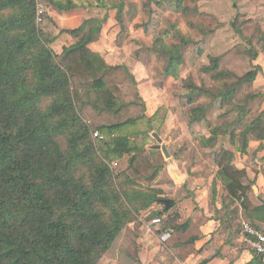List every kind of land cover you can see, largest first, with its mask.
I'll return each instance as SVG.
<instances>
[{
	"label": "trees",
	"instance_id": "obj_1",
	"mask_svg": "<svg viewBox=\"0 0 264 264\" xmlns=\"http://www.w3.org/2000/svg\"><path fill=\"white\" fill-rule=\"evenodd\" d=\"M181 1L171 6L186 10ZM49 2L63 11L78 7L73 0ZM117 4L119 17L124 5ZM262 22L236 14L231 25L245 43L210 56L200 70L215 84L221 106L233 103L239 88L261 70L254 61L264 49ZM102 25L90 18L65 29L80 37L58 55L51 47L54 37L36 22L33 1L0 0V264H98L126 226L161 198L153 184L166 161L156 164L158 150L122 133L147 118L135 77L126 65H110L88 47ZM168 36L160 34L151 49L166 59L164 74L179 79L189 41L180 34V43H168ZM186 89L194 103L202 89L192 82ZM235 111L231 123L201 138L204 146H216L221 135L237 143L241 135L238 148L244 152L251 140H264V108L248 123L244 105ZM206 112L205 105L191 108L189 123L205 121ZM237 123L242 132L231 129ZM95 131L101 137H94ZM234 155L225 146L216 154L220 198L233 206L240 200L246 210L264 214V204L249 200L251 186L242 183L246 171L235 166ZM142 182L148 187H139ZM247 264H264L263 256L256 254Z\"/></svg>",
	"mask_w": 264,
	"mask_h": 264
},
{
	"label": "crops",
	"instance_id": "obj_2",
	"mask_svg": "<svg viewBox=\"0 0 264 264\" xmlns=\"http://www.w3.org/2000/svg\"><path fill=\"white\" fill-rule=\"evenodd\" d=\"M73 1L78 7L69 11L51 5L47 20L42 26L46 34L54 37L51 47L55 53L61 54L65 47L73 45L80 37L64 31L65 29L78 28L90 18L103 20L100 37L90 42L88 47L102 55L110 65H126L134 75L146 103L147 120L158 123L157 128H164L166 132L168 129L174 131V121L181 116L183 110L179 105V96L174 95V81L155 79L152 76L156 53L152 49L148 53H142L143 45L134 46L137 42L135 39H140L141 35L145 36L146 41V29L136 27L140 15L133 18V24L124 17L128 13V1L137 6L141 0H124L126 4L119 17L117 3L112 4L107 0ZM148 55H153L154 58L148 59ZM162 106L164 111L160 115ZM159 121L164 123L163 127ZM194 123L190 124L188 121L187 130ZM197 128L196 131L191 128V132L208 134V129L204 128L202 131L200 126ZM224 146L234 151L235 166L246 171L242 183L251 186L247 192L249 200L254 206L264 204L258 199H264V140H251L244 152L238 146L233 149L226 143L206 147L202 143L192 142L181 158L165 160L167 163L153 184V187L162 191L160 199L171 198L175 205L164 210V205L157 201L149 209L142 211L148 215L163 211L161 229L157 232L149 231L148 220L154 218L152 216L146 220L130 222L120 236V241H116L98 264H247L253 260L256 254L243 242L240 234L241 220H248L264 230V214L258 215L246 210L240 200H235V209L230 202L224 204L220 198L223 180L216 154ZM210 153L212 159L209 160L205 155ZM205 162L216 165H211L213 168L207 171L204 168L207 166ZM167 231L171 232L170 238L162 240L160 233Z\"/></svg>",
	"mask_w": 264,
	"mask_h": 264
},
{
	"label": "rangeland",
	"instance_id": "obj_3",
	"mask_svg": "<svg viewBox=\"0 0 264 264\" xmlns=\"http://www.w3.org/2000/svg\"><path fill=\"white\" fill-rule=\"evenodd\" d=\"M107 1L112 4L120 2H123V5L126 4L124 0ZM161 1V4H158L156 0H141L140 4L137 6H134V3L128 1V13L124 16L133 24V18L140 15L138 17V26L136 27L138 29H146V41L145 36L141 35L139 36L140 39H135L137 42L134 46L143 45V47H150L149 49H151L153 41L166 31L169 33L167 37L168 43H180V34L184 35L186 40L189 41V44L182 49L184 62L181 65L179 79L164 74L166 59L159 57L157 54L155 59H153V55L147 56L148 59H153L154 69L152 71V76H154L155 79L163 80L165 78V80L172 79L174 82L177 81L176 83L173 82L175 89L174 95L179 96V105L183 110L180 114L181 116L174 121L175 130L172 131L168 129L166 132L163 130L164 128H157L158 123L143 118L137 123L125 127L122 132L123 134L129 135L139 146H145L147 148H150V144L154 145L157 143L152 133H159L163 138V143L167 145L171 156L167 158L162 150H158L153 157L154 162L158 165H162L166 159L172 160L176 157V154H182L183 156L189 146L192 145V142L201 143V138L210 135L209 131L214 127L222 124L224 125L227 122L231 123L235 119L236 105L238 106V104H241L246 107L248 111L245 119L246 123L252 121L264 107V49L254 61L255 64L261 67L256 79L239 88L233 103L221 106V102L216 96L218 90L215 84L207 75L200 72L203 66L209 64L210 56L224 54L237 44L245 43L231 25V21L235 18L236 14L246 13L248 17L263 20L262 23L264 24V0H182L181 4L186 10L181 11L171 6L176 3V0ZM149 30H151V32H149ZM122 40L124 42V37H122ZM117 41L119 42L120 39L118 38ZM188 82H192L198 86V88L202 89L193 96L195 99L194 103L189 102L188 90L186 89V84ZM250 95L254 96L250 97ZM198 104L207 107L206 120L189 125L190 129L187 130L189 111L193 105L195 107ZM163 107L164 106L160 108V115L163 114ZM159 123H161L160 126L163 127L164 123L160 121ZM198 126L203 128L202 131L205 130L204 128L208 129V134L203 135L199 134L200 132H191V128H194L196 131L198 130ZM233 128L236 132H242L244 126L237 123L234 124L231 129ZM241 137V135H237L235 139L237 143H233L234 141L230 140L229 135H221L217 145L220 146L222 143H226L234 149V146L237 145L240 147L242 145L243 141ZM181 157L176 158L179 159ZM205 157H209V160L210 158L212 159V153L205 155ZM166 163L167 162H164L163 166L160 168V173ZM205 164L207 165L204 167L205 170L209 171L213 168L215 163L208 164L205 162ZM111 166L114 168L115 164L111 163ZM139 187L146 188L148 184L142 182ZM149 216L157 217L154 213L148 215L142 212L138 216V219L139 221L146 220ZM117 241L120 240L117 239Z\"/></svg>",
	"mask_w": 264,
	"mask_h": 264
},
{
	"label": "built area",
	"instance_id": "obj_4",
	"mask_svg": "<svg viewBox=\"0 0 264 264\" xmlns=\"http://www.w3.org/2000/svg\"><path fill=\"white\" fill-rule=\"evenodd\" d=\"M35 3L36 8V22L39 26H43L47 20L50 12V4L47 0H31ZM94 137H101L98 131L94 132ZM116 165V163H115ZM146 218V217H145ZM144 218V219H145ZM163 224L162 216H157L149 220L148 229L151 232H157L161 229ZM240 234L243 242H245L251 250L258 255L264 257V230L255 226L248 220H241ZM171 232L167 231L160 233L162 240H168Z\"/></svg>",
	"mask_w": 264,
	"mask_h": 264
},
{
	"label": "water",
	"instance_id": "obj_5",
	"mask_svg": "<svg viewBox=\"0 0 264 264\" xmlns=\"http://www.w3.org/2000/svg\"><path fill=\"white\" fill-rule=\"evenodd\" d=\"M152 134L154 138L156 139L157 143L154 145H151L150 148L154 150H162L165 157L169 158L171 154L168 150L167 145L163 143V138L161 137V135L156 132H153ZM255 190H257V187H255ZM258 199L264 203V199H262L261 197H258ZM159 202L164 205V210H169L175 205V201L171 198L160 199Z\"/></svg>",
	"mask_w": 264,
	"mask_h": 264
}]
</instances>
